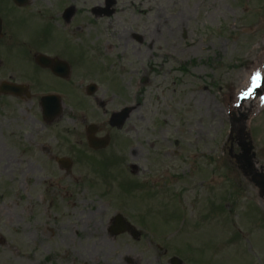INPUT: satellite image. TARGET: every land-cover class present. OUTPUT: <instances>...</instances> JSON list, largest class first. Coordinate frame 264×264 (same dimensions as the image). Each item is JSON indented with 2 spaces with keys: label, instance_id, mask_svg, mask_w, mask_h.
Instances as JSON below:
<instances>
[{
  "label": "flooded vegetation",
  "instance_id": "1",
  "mask_svg": "<svg viewBox=\"0 0 264 264\" xmlns=\"http://www.w3.org/2000/svg\"><path fill=\"white\" fill-rule=\"evenodd\" d=\"M131 6L0 0V264H174L173 256L196 264L152 242L151 232L112 201L115 193L125 198L119 193L136 176L135 110L121 128L111 124L121 108L138 104L130 55L177 57L184 37L181 23L152 25ZM98 64L106 66H89ZM9 198L19 201L20 214L1 210ZM13 223L21 226L7 227ZM18 233L32 234L33 242L20 247ZM229 236L218 249L237 248L238 234ZM18 248L32 249L33 260ZM262 255L240 249L238 259L208 262L264 264Z\"/></svg>",
  "mask_w": 264,
  "mask_h": 264
},
{
  "label": "rangeland",
  "instance_id": "2",
  "mask_svg": "<svg viewBox=\"0 0 264 264\" xmlns=\"http://www.w3.org/2000/svg\"><path fill=\"white\" fill-rule=\"evenodd\" d=\"M119 3L134 5L130 10L136 18L140 9L143 14L148 12L152 25L162 19L168 25L181 23L185 39L176 53L181 63L147 57L149 54L142 51L130 55L132 69L146 75L151 84L142 89L143 104L132 116L136 124L132 138L135 163L142 171L137 183L144 184L146 190L136 191L133 198H121L115 193L114 205L124 208L154 237L166 238L184 251V244L195 247L201 264H209V259L219 255L225 260L238 259L240 249L262 252L260 258L264 261V231L256 218L259 212L264 213V200L259 199L255 187L228 156L230 148L233 153L239 152L240 129L245 126L256 167L264 171V99L251 96L264 77V0ZM118 61L126 65L125 59ZM244 107L247 109L242 113ZM230 114L241 126L230 121ZM141 198L145 201L141 202ZM17 204L19 201L9 198L2 202L1 210L8 208L16 213L19 210L13 206ZM145 206L150 208L148 214L141 212ZM222 215L225 223L219 225ZM5 223L4 218L0 219V226ZM10 226L19 225L7 224ZM165 231L166 235L161 236ZM235 233L236 249L211 253L213 246ZM18 234L14 243L20 247L33 242L32 234ZM13 235L3 233L5 238ZM30 251L18 248V255L25 256Z\"/></svg>",
  "mask_w": 264,
  "mask_h": 264
},
{
  "label": "water",
  "instance_id": "3",
  "mask_svg": "<svg viewBox=\"0 0 264 264\" xmlns=\"http://www.w3.org/2000/svg\"><path fill=\"white\" fill-rule=\"evenodd\" d=\"M250 147L244 149V153L248 154L249 151H250ZM235 159L237 161H239L241 159V155H237L235 156ZM241 168L246 172V173H249L252 175V181L255 183V185L259 188L260 190V194H263L264 193V177H263V174H258V173H255L253 172L252 170V164L251 162L249 161L247 163V167L244 168L243 166H241Z\"/></svg>",
  "mask_w": 264,
  "mask_h": 264
}]
</instances>
